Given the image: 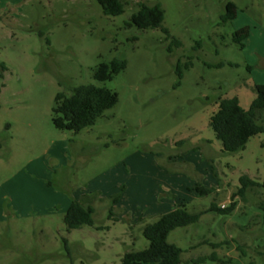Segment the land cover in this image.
Returning <instances> with one entry per match:
<instances>
[{"label":"rangeland","instance_id":"rangeland-1","mask_svg":"<svg viewBox=\"0 0 264 264\" xmlns=\"http://www.w3.org/2000/svg\"><path fill=\"white\" fill-rule=\"evenodd\" d=\"M122 1L107 16L96 0H0V264H117L180 202L189 212L235 203L171 231L180 264H264V131L224 152L209 125L220 97L248 109L264 84V0ZM141 1L160 5L159 28L127 25ZM228 2L236 16L223 22ZM242 27L243 48L233 41ZM115 57L125 69L95 80ZM86 84L117 103L79 133L56 129V93ZM255 119L264 126L261 109ZM243 175L259 185L241 196ZM197 183L215 191L199 196ZM94 192L93 226L67 230L70 202Z\"/></svg>","mask_w":264,"mask_h":264},{"label":"trees","instance_id":"trees-1","mask_svg":"<svg viewBox=\"0 0 264 264\" xmlns=\"http://www.w3.org/2000/svg\"><path fill=\"white\" fill-rule=\"evenodd\" d=\"M101 11L107 16H117L123 13L122 0H96ZM236 16V7L232 2L225 5V12L221 15L223 22ZM163 20V11L158 3L149 5L139 2V9L133 13L128 26L135 25L139 29L159 28ZM166 38H171L167 30ZM249 35L248 27H242L233 33V41L241 48L244 40ZM200 45V42L197 43ZM170 45L179 47L181 42L172 37ZM171 46L167 49L171 51ZM190 62H186L187 67ZM219 63L216 66H222ZM126 61L113 58L108 63L100 62L93 73V78L98 81L110 80L114 75L125 69ZM179 78L182 76L181 69L177 68ZM255 97L248 109H243L236 96L220 97L217 101V109L209 118V125L220 140L224 152H237L242 150L250 137L264 131L262 123L255 119L256 111L261 109L264 113V84L254 85ZM118 101L117 93L107 88L93 84L73 86L69 92L59 91L56 93L51 108V122L58 130L79 133L83 129L92 126L104 112L112 108ZM240 187L238 194L243 196L248 186L259 185L258 182L248 176L239 178ZM264 185V182L263 184ZM194 190L199 196H204L215 191L214 187H208L197 183ZM98 192L81 194L78 199H73L63 215V223L67 230L82 226H93V203L99 197ZM112 203L118 202V195L111 197ZM235 207L232 203L228 207H218L212 203L208 208L198 212L187 211L186 204L181 202L171 211L159 214L157 219L146 222L142 227V235L148 241V246L142 250L126 251L117 264H180L181 248L168 241V236L176 228L185 227L199 221L200 217L207 212L227 214ZM112 211L108 217L111 218ZM65 246L67 245L64 240Z\"/></svg>","mask_w":264,"mask_h":264},{"label":"crops","instance_id":"crops-1","mask_svg":"<svg viewBox=\"0 0 264 264\" xmlns=\"http://www.w3.org/2000/svg\"><path fill=\"white\" fill-rule=\"evenodd\" d=\"M165 189L167 190V191H171V188L170 187H165ZM191 189V188H190ZM181 203V202H180ZM54 206V205H53ZM47 209L46 210H44V209H40L39 211H42V213L41 214H43V215H45V213L44 212H52L50 209H51V207L50 206H47L46 207ZM172 209H170L169 211H171ZM17 211V210H16ZM163 212V211H162ZM166 212H168V211H166ZM163 213H165V212H163ZM159 214H162V213H159ZM47 215V214H46Z\"/></svg>","mask_w":264,"mask_h":264},{"label":"built area","instance_id":"built-area-1","mask_svg":"<svg viewBox=\"0 0 264 264\" xmlns=\"http://www.w3.org/2000/svg\"><path fill=\"white\" fill-rule=\"evenodd\" d=\"M221 207L223 208L224 206L222 205Z\"/></svg>","mask_w":264,"mask_h":264}]
</instances>
